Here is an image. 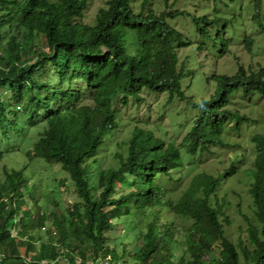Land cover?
Wrapping results in <instances>:
<instances>
[{
	"label": "trees",
	"instance_id": "1",
	"mask_svg": "<svg viewBox=\"0 0 264 264\" xmlns=\"http://www.w3.org/2000/svg\"><path fill=\"white\" fill-rule=\"evenodd\" d=\"M89 1L0 0V161L15 153L13 149L24 148L12 149L15 137L26 143L33 138L30 162L37 158L60 167L67 176L57 179L59 186L71 182L82 199L81 207L74 205L75 216L54 209L35 213L31 202L38 200L29 184L35 171L31 165L3 164L0 264H89L90 251L93 264H104L108 257V264H264V123L261 133L252 137L257 158L249 176L257 224L249 223L247 229L251 247L241 240L234 244L226 235L230 220L216 192L219 178L198 173L177 198L154 182L175 168L178 150L149 131L138 127L131 131L126 155H116L117 170L89 176L104 137L116 127L117 110L112 105L118 95L124 105L128 97L140 102L143 89L194 101L181 87L190 71L180 61L179 51L189 41L168 22L184 12H147L144 7L150 0H142L136 12L133 0H108L86 22ZM158 1L169 9L171 0ZM244 43L250 45L248 39ZM212 79L217 93L199 102L202 112L189 134L194 150L221 145L224 127L231 121H250L240 113L245 104L241 109L229 108L238 91H243V99L251 93L264 95V67L248 74L240 66L236 76ZM23 114L26 121L21 119ZM119 181H127L131 189L127 194L120 191L115 199ZM156 204L191 222L183 234L177 225L161 223L162 206L143 223L147 208ZM118 218L129 223L133 238L131 243L122 241L120 251L113 233ZM136 218L143 228L135 229ZM34 228L38 231L32 234ZM136 249L142 252L141 259H124Z\"/></svg>",
	"mask_w": 264,
	"mask_h": 264
},
{
	"label": "rangeland",
	"instance_id": "2",
	"mask_svg": "<svg viewBox=\"0 0 264 264\" xmlns=\"http://www.w3.org/2000/svg\"><path fill=\"white\" fill-rule=\"evenodd\" d=\"M107 1L90 0L84 20L90 22L99 8L106 7ZM141 1L133 0L136 12L141 10ZM169 6L167 9L162 2L150 0L144 8L147 12L152 10L158 15L164 11L171 13L170 10L184 12L174 20L168 19V22L189 41V45L179 51L180 61L185 62L188 66L187 70L190 71V76L182 79L181 87L184 94L195 103H199L202 99L209 100L217 93V84L212 79L213 76H236L240 66H243L248 74L264 67V0H171ZM257 10L260 14L259 20L254 18ZM245 39L250 40L249 46L245 45ZM76 83L78 84L79 80ZM241 92L243 91H238L230 98L229 108L241 109V105L245 104L246 107L240 110V113L249 117L250 121H245V124L238 123L237 128L233 126L234 121L226 124L222 144H210L206 150L200 148L194 150L189 140L190 131L201 114V108H195L187 101L171 98L167 92L162 93L164 95H157L148 89L141 90L140 102L130 97L127 105L121 103L122 96L118 95L112 105L117 110L118 126L109 136L104 137L102 150L95 164L90 167L89 176L95 178L99 170H117L119 160L116 155H126L128 142L133 136L132 129L138 127L151 131L155 137H161L166 146L172 145L178 150V163L175 168L167 174L161 173L154 182H159L173 198H177L198 173L205 172L214 177L221 175L216 192L219 201H224L225 214L230 220V224L225 228L226 235L234 244H238L241 240L251 247L247 229L249 223H257L253 200L249 194L252 179L248 176V170L253 168L256 156L252 137L256 133H261L263 128L264 95L256 96L258 94L251 93L243 99ZM21 119L26 121V114H23ZM15 138L18 139L14 142L16 146L10 145L12 149L20 146L24 148L13 149L15 153L10 152L3 157L0 161V172L3 164L9 168L31 165L35 172L29 184L34 186L35 199L38 200L37 203L31 202L33 211L36 213L45 209L50 212L54 209L66 216H75L77 211L74 205H80L82 199L76 195L71 182H66L63 186L57 183V179L67 176L66 173L60 167L44 164L37 158L30 162L34 139L30 138V142L26 143L19 137ZM232 166L235 168L234 174L230 177L224 176ZM23 177L24 181L28 178L26 173ZM90 183H94L93 180L90 179ZM117 186L119 191H116L115 199H118L120 191L127 194L131 189V185L124 181L117 182ZM26 192L24 188L23 194ZM25 200L30 199L26 197ZM161 206L156 204L147 208L143 223L147 219L154 218L153 212H159L158 208ZM133 207L131 203V208ZM68 210L70 212H67ZM106 210L111 211V208ZM160 212L161 223L177 225L180 234H183L191 223L173 214L165 206L161 207ZM120 219L113 222L114 242L119 247V251L122 241L131 243L133 240L129 232L131 226ZM134 221L135 229L145 226L139 223L140 219L136 218ZM16 228L20 229L21 225ZM36 231L38 229L34 228L31 233L34 234ZM12 234L18 237L16 232ZM26 236L27 234H24V237ZM45 237L47 238L48 235ZM21 251L24 253V249ZM214 252L216 255L219 253L216 249ZM141 255L140 250H131L130 255L124 259L135 257L141 259ZM87 256L89 264H93L92 251L88 252ZM108 259L109 257L103 260V263L108 264ZM58 264L63 263L60 261Z\"/></svg>",
	"mask_w": 264,
	"mask_h": 264
},
{
	"label": "clouds",
	"instance_id": "3",
	"mask_svg": "<svg viewBox=\"0 0 264 264\" xmlns=\"http://www.w3.org/2000/svg\"><path fill=\"white\" fill-rule=\"evenodd\" d=\"M249 41H250V40H249ZM163 93H165V92H163ZM154 94H156V93H154ZM168 94H169V93H168ZM253 94H254V93H253ZM157 95H164V94H162V93H158ZM259 95H261V94H258V95H256V96H259ZM169 96L171 97L170 94H169ZM213 96H214V94L211 96V98H212ZM211 98H210V99H211ZM210 99H209V100H210ZM128 100H129V97H128ZM209 100H208V101H209ZM184 101H186V100H184ZM137 102H138V101H137ZM187 102H189L190 104H192L194 107H195V105H198V106H196L195 108H201L200 106H202V104L195 103L194 101H192V102L187 101ZM127 104H128V103H127ZM127 104H126V105H127ZM123 105H124V104H123ZM201 112H202V109H201ZM116 118H117V113H116ZM118 121H119V120L117 119L116 127L118 126ZM195 121H196V120H195ZM231 122H233V121H231ZM234 122H235V121H234ZM242 124H245V123L242 122ZM194 125H195V123H194ZM194 125H193V126H194ZM233 126L237 128V127H238V124L235 122ZM116 127H115L114 129H116ZM192 128H193V127H192ZM114 129H113V130H114ZM132 130H133V129H132ZM132 130H131V131H132ZM191 130H192V129H191ZM149 132H151V131H149ZM190 132H191V131H190ZM151 133H152V132H151ZM152 134H153V133H152ZM254 135H255V134H254ZM254 135H253V136H254ZM153 136H154V135H153ZM154 137H155V136H154ZM158 138L162 139L161 137H158ZM162 140H163V139H162ZM128 144H129V143H128ZM252 144H253V142H252ZM253 145H254V144H253ZM254 149H255V153H256V156H255V160H256V158H257V151H256V148H255V147H254ZM231 168H234V167L232 166ZM231 168H230V169H231ZM230 169H229V170H230ZM234 169H235V168H234ZM253 169H254V166H253V168L250 169V170L252 171ZM229 170L226 171V173H225L224 176H226V177H227V176H229V177L232 176V175L229 174ZM234 172H235V170H234ZM234 172H233V173H234ZM248 176H249V170H248ZM216 177L219 178V181H220V177H221V175H217ZM249 177H250V176H249ZM250 178H251V177H250ZM251 179H252V178H251ZM124 182H127V181H124ZM252 182H253V179H252ZM251 184H252V183H251ZM219 185H220V183H219ZM250 189H251V187H250ZM249 194H250V196H251L250 190H249ZM251 198H252V196H251Z\"/></svg>",
	"mask_w": 264,
	"mask_h": 264
}]
</instances>
